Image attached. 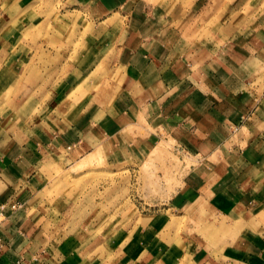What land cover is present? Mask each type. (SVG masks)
Segmentation results:
<instances>
[{"label": "crops", "instance_id": "0c3cea01", "mask_svg": "<svg viewBox=\"0 0 264 264\" xmlns=\"http://www.w3.org/2000/svg\"><path fill=\"white\" fill-rule=\"evenodd\" d=\"M63 2L83 22L64 34L71 38L60 52L65 77L31 80L28 84L46 86L41 97L20 94L12 107H4L0 95V264L151 263L143 255L133 260L124 252H109L115 256L106 262L97 249L100 239L80 219L65 233L56 232L58 225L55 230L48 227L53 209L61 211V221L70 209L80 211L79 206L70 208L65 191L50 189L55 170L68 165V154L88 155L105 147L118 150L132 127L136 133L171 140L202 165H212L194 175L191 191L204 190L210 177L214 182L209 186L224 190L226 182L234 188L231 181L243 180L247 188L240 185L235 190L250 198L247 209L254 216L264 212V96L260 98L254 88L264 74V47L242 34L190 39L193 34L187 36L179 22L183 19H166L164 7L139 0ZM125 8L130 13L123 29L108 25L107 31L99 32L102 20ZM85 11L93 20L89 28ZM85 37L95 40L90 44ZM11 52L5 41L0 43V72L8 65L21 74L24 57L18 55L9 64L5 58ZM54 85L62 87L53 91ZM80 90L90 94L83 106L85 116L79 105L70 103L75 98L80 102ZM10 112L13 119L7 126ZM232 158L241 167L236 169L238 176L230 178L221 165ZM53 201L56 207H51ZM13 204L18 206L12 208ZM260 224L255 229H264ZM236 244L196 249L187 260L264 264V231Z\"/></svg>", "mask_w": 264, "mask_h": 264}, {"label": "rangeland", "instance_id": "374dc122", "mask_svg": "<svg viewBox=\"0 0 264 264\" xmlns=\"http://www.w3.org/2000/svg\"><path fill=\"white\" fill-rule=\"evenodd\" d=\"M139 1L156 8L164 7L166 19H183L179 22L187 36L189 32L193 34L190 39L206 35H227L229 39L242 34L253 38L260 48L264 47V0ZM70 6L63 0H0V43L5 41L12 49L5 60L11 64L20 55L25 63L21 74L8 65L0 72L4 107H12L15 96L20 94L34 97L44 92V84H28L31 80L35 83L65 75L60 52L71 44V38L64 34L83 24L75 11H68ZM85 13L81 12L88 19L85 28H89L93 20ZM129 13L125 8L121 13L108 16L101 21L99 32L104 33L109 26L114 30L123 29ZM88 39L90 44L95 40L85 37L83 41L88 42ZM50 47L56 52L47 51ZM32 51L34 53L28 57ZM61 87L54 85L52 90ZM254 88L262 98L264 74ZM82 91L80 102L76 103L75 98V102L70 103L79 105L85 116L90 94ZM6 117L5 124L9 126L13 112ZM122 141L124 147L118 150L105 147L88 155L87 152L68 154V165L55 170L50 189L53 193L65 191L70 208L79 206L80 211L70 209L62 214L61 221V211L53 209L48 227L55 230L53 226L58 225L56 232L65 233L80 219L81 224L89 226L94 238L100 239L97 249L106 262L114 258L112 252H124L133 256V260L141 255L152 259L150 264H190L187 258L196 249L235 247L238 239L263 233V227L255 229V226L260 221V225H264V212L254 216L246 207L251 204L250 198L244 199L243 194L238 193L240 190H235L236 186L240 189V185L247 188L243 180L231 181L235 183L234 188H229L226 182L224 190L209 186L214 182V177H210L204 190L195 193L191 191L194 175H199L204 167L209 171L212 165H202L199 158L176 147L171 140L136 133L133 127ZM221 166L222 173L228 171L232 178L238 176L236 169L241 164H236L232 158ZM52 206L56 207V202L53 201ZM126 238L132 240V244L127 246Z\"/></svg>", "mask_w": 264, "mask_h": 264}, {"label": "built area", "instance_id": "2783aa9c", "mask_svg": "<svg viewBox=\"0 0 264 264\" xmlns=\"http://www.w3.org/2000/svg\"><path fill=\"white\" fill-rule=\"evenodd\" d=\"M18 205L17 204H13L12 205V208H16Z\"/></svg>", "mask_w": 264, "mask_h": 264}]
</instances>
